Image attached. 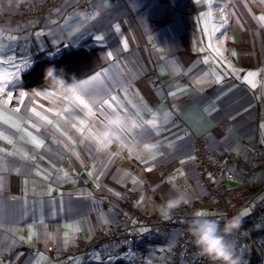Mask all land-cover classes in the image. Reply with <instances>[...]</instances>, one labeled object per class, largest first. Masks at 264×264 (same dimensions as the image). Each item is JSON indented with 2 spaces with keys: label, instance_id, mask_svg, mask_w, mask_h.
<instances>
[{
  "label": "crops",
  "instance_id": "crops-1",
  "mask_svg": "<svg viewBox=\"0 0 264 264\" xmlns=\"http://www.w3.org/2000/svg\"><path fill=\"white\" fill-rule=\"evenodd\" d=\"M16 1L0 0V19L16 12ZM83 1L66 0L43 25L0 23L11 37L0 49V77L9 76L6 85L0 79V264H167L165 254L183 228L163 231L155 220H136L123 207L125 193L132 188L136 207L158 215L154 206L175 195V180L188 203L170 219L216 215L212 206L198 205L208 195L194 160L197 135L208 139L212 154L258 152L261 166L248 179L242 213L264 200V0H88L90 9ZM78 47L96 49L102 61L80 80L97 72L100 79L75 92L95 115L73 93L46 98V85L25 87L21 78L39 57ZM105 101L129 114L136 105L144 127L134 138L161 140L156 160L137 159L116 141L100 149L87 139L114 113ZM153 113L159 134L145 123ZM236 174L234 184L242 185L240 167ZM119 227L144 237L80 251ZM246 229L243 264H264V214L249 218ZM69 248L77 251L64 255Z\"/></svg>",
  "mask_w": 264,
  "mask_h": 264
},
{
  "label": "built area",
  "instance_id": "built-area-1",
  "mask_svg": "<svg viewBox=\"0 0 264 264\" xmlns=\"http://www.w3.org/2000/svg\"><path fill=\"white\" fill-rule=\"evenodd\" d=\"M66 0H26L25 3L17 6L16 12L10 18L0 19V23L5 25L11 22L33 21L37 24L43 25L48 17V12L55 10ZM84 8L90 9L92 4L90 1H83ZM194 142V160L200 171L201 183L207 191L208 198L204 203H199L202 206H212L216 215L212 216L214 219H219L221 224L227 218L235 215L242 217L241 227L236 230L230 239L236 242L238 254L242 257V264L245 261V254L248 250L247 241V221L252 216H261L264 214V200L255 204L248 215L242 214L245 207V202L248 198L247 188L249 185V178L261 166V157L258 152H254L249 158L241 157L232 152L222 151L218 154L210 152L208 139L205 136L197 135ZM236 167H240L244 173V181L242 185H235L237 179ZM132 188L126 190V201L124 208L136 217L139 221L157 222L159 230H167L172 227L181 226L183 228V235L173 249L165 254L167 264H210V261L200 255L198 248L193 243L190 233L187 231L188 222H181L179 219L163 220L159 215H145L137 207V194ZM196 205L188 208L185 207L182 211L188 209L193 210ZM144 237V234L138 230H128L125 227H119L111 230L98 239H95L91 244L83 246L80 251H89L92 247L100 244H110L113 246H120L127 241H139ZM52 255L55 251L50 246L48 249ZM76 249L69 248L63 253L66 256L72 255Z\"/></svg>",
  "mask_w": 264,
  "mask_h": 264
},
{
  "label": "clouds",
  "instance_id": "clouds-1",
  "mask_svg": "<svg viewBox=\"0 0 264 264\" xmlns=\"http://www.w3.org/2000/svg\"><path fill=\"white\" fill-rule=\"evenodd\" d=\"M25 2L26 0H17V6ZM5 38L10 39L11 37H7L6 30L0 27V49L5 46L3 43ZM44 84L55 95H66L79 90L81 80L72 75L69 81L65 78L64 69H58L53 64L44 70ZM133 108L136 109L135 114L115 111L113 114L107 115L103 121V127L97 130L90 129L88 136L96 142L100 149H104V145H109V142L116 141L121 147L127 148L136 158L156 160L161 155L164 145L159 139L140 141L134 138L135 131L143 128L144 123L138 119L140 110L136 105H133ZM173 146L172 143L166 145L169 150ZM171 184L175 195H170L154 206L156 213L163 220L170 219L174 210L188 203L187 193L177 187L175 180H172ZM241 223L240 215L227 218L221 224L219 219L210 218L208 213L194 214L188 223L187 231L200 255L206 257L210 264H242V257L237 252L236 242L234 239H230V236L241 227Z\"/></svg>",
  "mask_w": 264,
  "mask_h": 264
},
{
  "label": "trees",
  "instance_id": "trees-1",
  "mask_svg": "<svg viewBox=\"0 0 264 264\" xmlns=\"http://www.w3.org/2000/svg\"><path fill=\"white\" fill-rule=\"evenodd\" d=\"M101 58L96 49L88 50L78 47L63 53L55 58L39 57L30 68L21 76L25 87H35L44 84V70L49 65L63 68L65 78L70 81L75 75L78 79L85 77L101 68Z\"/></svg>",
  "mask_w": 264,
  "mask_h": 264
},
{
  "label": "snow or ice",
  "instance_id": "snow-or-ice-1",
  "mask_svg": "<svg viewBox=\"0 0 264 264\" xmlns=\"http://www.w3.org/2000/svg\"><path fill=\"white\" fill-rule=\"evenodd\" d=\"M259 19L260 20H264V16L259 17ZM125 47H127V43H125ZM217 52L219 54V50L218 49H217ZM108 55L111 56L112 54L111 53H108ZM105 71H107V70H105ZM248 75H249V77H252L255 74L254 73H249ZM100 76H101V73L97 72L95 75L89 77L88 79L81 81V86H86V85L92 83L93 81H98L100 79ZM0 79H2L4 81V84L6 85L7 82H8L9 76H8V74H5L3 77H0ZM248 83H250L252 85V87H256V85L253 82V80L249 79L248 80ZM3 91H4V86L3 85H0V92H3ZM37 94L39 95L40 93H37ZM25 95H27V94L26 93H22L21 94L22 97L25 96ZM43 95H45L46 98L55 96V94L52 93V92H50V91L44 92ZM73 95L75 96V91H73ZM170 95L175 96L176 93L173 92V93H170ZM11 99H12V96H11V93H9V95H8V101H10ZM65 99H67V98H65ZM113 99H115V98H113ZM75 100H78L81 105H84V107L88 111V115H95V113L92 111V108L89 105L85 104V102L80 97L75 96ZM8 101H5V103H7ZM21 103H23V100L22 99H21ZM104 104H107L108 109H110L111 111H113V112L116 111V108L113 107V105L111 103H108L107 101H105ZM99 108L102 111L103 110V104L102 105H99ZM15 111L18 112L19 109L17 108V109H15ZM32 111L37 116L40 115V113L39 112H36V110L34 108L32 109ZM124 111H127V110L125 109ZM166 118H167V114H165V119ZM44 119L47 120V117H44ZM48 123H51V121H48ZM80 123L81 124H84V121H80ZM145 123L151 126V130L153 131V133L159 134L160 128H158V126H157L156 113H153V119L152 120H147V121H145ZM13 126H15V125H13ZM33 127H35V125H33ZM79 131L83 132V128L79 129ZM87 139L93 140L90 136H88ZM33 142L36 144L37 147H40L41 146V142L38 141V140H36L35 137H33ZM9 143H11V141H9ZM100 143H102V142H100ZM111 143L112 142H109V145ZM107 147H108V145H104V148H107ZM137 159H141V158H137ZM148 171H151V168H149ZM169 179L172 180V179H174V177H169ZM204 213H206V212L200 211V212H197L195 214H198L199 215V214H204ZM242 214H246V213H242Z\"/></svg>",
  "mask_w": 264,
  "mask_h": 264
}]
</instances>
